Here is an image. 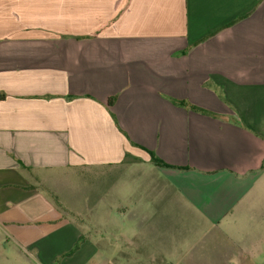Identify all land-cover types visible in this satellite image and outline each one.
<instances>
[{
	"label": "crops",
	"instance_id": "crops-1",
	"mask_svg": "<svg viewBox=\"0 0 264 264\" xmlns=\"http://www.w3.org/2000/svg\"><path fill=\"white\" fill-rule=\"evenodd\" d=\"M69 172L131 179L68 198ZM261 203L264 0H0V264H264V232L186 239Z\"/></svg>",
	"mask_w": 264,
	"mask_h": 264
},
{
	"label": "rangeland",
	"instance_id": "rangeland-1",
	"mask_svg": "<svg viewBox=\"0 0 264 264\" xmlns=\"http://www.w3.org/2000/svg\"><path fill=\"white\" fill-rule=\"evenodd\" d=\"M154 172H156L157 174L155 175L156 177H160V174L158 173V171L155 169ZM127 178L131 179L130 177H126L125 173H116L114 174H106V175H101V176H95V175H91V174H87V175H82L79 173H74V172H69V173H60L58 174L57 179L61 180V181H67L66 184H68V186L70 184H72L69 187H65L66 184H62L61 189L63 191H65L66 195L65 197L68 196V198H77V197H81L82 194L85 193V191L87 192L86 195H89L90 197L93 196V193H96V190L98 188V180L100 181H104V185L106 184H110L111 181L116 180L117 183L120 180H128ZM70 182V183H69ZM99 189V188H98ZM114 189V188H113ZM123 194L125 193V191L128 189V187L123 186ZM88 190L91 191L90 194H88ZM93 192V193H92ZM98 195V194H97ZM114 193L111 192L110 194V199H111V203L110 206L113 207L112 210H106L107 212H105L104 216L102 218V220H100V224H102L104 226L106 234L104 236L105 239H107L106 243L109 244L111 243L112 246L108 247L106 245L105 248H103L102 250H100L99 254H97V256H95V259L98 258H102V255H104L106 258L111 259V258H118L119 256V248H120V242L119 240H117L116 236L114 235L116 231L115 229L119 226V224L117 223V221L114 219L113 216H111V211L115 209V211L118 210V204L114 202ZM63 203V202H62ZM64 205L66 206V203H64ZM75 206V212L81 214V213H85L87 210V205L85 203L77 202L74 204ZM260 209L262 210V212L264 213V203L260 204ZM109 213V216H108ZM190 221L188 219H184L181 220V224L183 225V228L185 229H190ZM196 221V226L194 227V229L196 230V233L191 234L186 236V239L188 240V244H195L197 243L199 244H208V243H213V242H219V243H227L230 242V240L232 241H236L238 238L244 236V232H252L251 230L254 229V232L258 233V232H264V214L260 217H238V218H234V219H222V220H218L217 223L214 224H208L207 221L202 220L201 223L199 224V220H194ZM75 222L77 223V225L82 227V222L80 220H75ZM122 226L125 230H127V232H129V229L131 227H133V224L130 223L129 219H125L122 222ZM166 229L171 230V226L166 225L165 226ZM262 228V229H259ZM171 233L173 234V231L171 230ZM255 233V234H256ZM116 240V241H115ZM171 241H173V237L171 236L170 238ZM116 245V249L113 248V246ZM123 253H126V250H123ZM33 256H30L29 254H26V259L33 262L32 260Z\"/></svg>",
	"mask_w": 264,
	"mask_h": 264
},
{
	"label": "trees",
	"instance_id": "trees-1",
	"mask_svg": "<svg viewBox=\"0 0 264 264\" xmlns=\"http://www.w3.org/2000/svg\"><path fill=\"white\" fill-rule=\"evenodd\" d=\"M169 100L172 102V104H174L176 106H180V107H190L192 110L198 111L200 113L210 114L206 110H203V109H200V108H197V107L190 106L187 102H185L183 100H177V99H172V98H170ZM109 101L111 102L112 101V98H110ZM149 155H150L151 161L154 164H157V165H160V166H164V167H171V166L163 163L161 160H159L152 152H149ZM79 243H80V239L78 240V242H76V244L74 245V247L72 248V250L69 252V254L73 253L78 248Z\"/></svg>",
	"mask_w": 264,
	"mask_h": 264
}]
</instances>
